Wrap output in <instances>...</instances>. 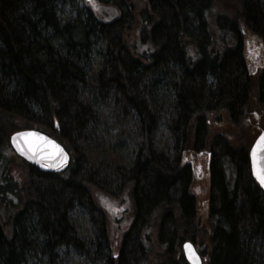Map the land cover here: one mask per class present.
I'll return each mask as SVG.
<instances>
[{
  "label": "trees",
  "instance_id": "trees-1",
  "mask_svg": "<svg viewBox=\"0 0 264 264\" xmlns=\"http://www.w3.org/2000/svg\"><path fill=\"white\" fill-rule=\"evenodd\" d=\"M254 107L264 0H0V264H188L186 242L203 264H264ZM25 130L63 146L68 170L19 158ZM127 190L116 246L95 195Z\"/></svg>",
  "mask_w": 264,
  "mask_h": 264
},
{
  "label": "water",
  "instance_id": "water-1",
  "mask_svg": "<svg viewBox=\"0 0 264 264\" xmlns=\"http://www.w3.org/2000/svg\"><path fill=\"white\" fill-rule=\"evenodd\" d=\"M88 3L90 0H84ZM264 137L259 138L260 144L251 152V160L253 168L257 174H264ZM10 146L14 153L27 162L29 165L34 166L41 173L47 174H61L68 170L70 164V155L54 139L48 135L35 130H25L14 133L10 137ZM255 150V156L253 152ZM258 179V178H257ZM260 185L264 188V185ZM185 259L189 264H203L202 258L194 245L187 242L183 246Z\"/></svg>",
  "mask_w": 264,
  "mask_h": 264
},
{
  "label": "rangeland",
  "instance_id": "rangeland-1",
  "mask_svg": "<svg viewBox=\"0 0 264 264\" xmlns=\"http://www.w3.org/2000/svg\"><path fill=\"white\" fill-rule=\"evenodd\" d=\"M99 14L102 17H105L106 19H111L116 15L114 10L110 8L109 6H103L98 5ZM250 58H253L250 55ZM252 61H255L254 59H251ZM254 63V62H253ZM256 112L255 118L256 121L252 120L250 123L256 125V129H253V133L248 135V144H252L253 141L257 138V136L264 131V108H253ZM253 112V113H254ZM252 113V114H253ZM251 114V116H252ZM198 161L195 160L193 165L195 166V173H194V183H193V194L196 195L197 199L200 201L199 204V214L202 217L201 221L206 220L207 215V193L206 190L208 188V185L204 182L201 183V176L198 177L200 173L198 172ZM204 175L202 176V178ZM206 180V179H203ZM96 202L97 204L106 212L107 219H108V231L110 234V238L112 241V244L118 245V243L121 241L123 235L127 232L129 227L132 224L133 220V204L132 199L129 194V190H127L123 196H110L104 193H96ZM81 227L84 229L85 227V221L79 217ZM202 257V253H200ZM203 259V258H202Z\"/></svg>",
  "mask_w": 264,
  "mask_h": 264
},
{
  "label": "flooded vegetation",
  "instance_id": "flooded-vegetation-1",
  "mask_svg": "<svg viewBox=\"0 0 264 264\" xmlns=\"http://www.w3.org/2000/svg\"><path fill=\"white\" fill-rule=\"evenodd\" d=\"M259 144H260V142L257 139L256 142H255V144H254V147L253 148H257ZM249 160H250V166H251V170H252V175L257 179V172L253 168V164H252V160H251L250 155H249Z\"/></svg>",
  "mask_w": 264,
  "mask_h": 264
},
{
  "label": "snow or ice",
  "instance_id": "snow-or-ice-1",
  "mask_svg": "<svg viewBox=\"0 0 264 264\" xmlns=\"http://www.w3.org/2000/svg\"><path fill=\"white\" fill-rule=\"evenodd\" d=\"M90 2H93V0H90ZM262 139H264V137H262ZM253 155L255 156V150L253 152ZM258 179L260 180L261 184L264 185V174H257Z\"/></svg>",
  "mask_w": 264,
  "mask_h": 264
}]
</instances>
